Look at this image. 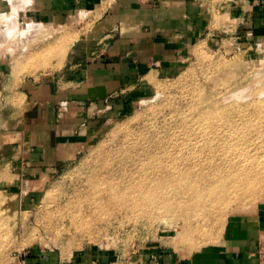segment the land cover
Returning <instances> with one entry per match:
<instances>
[{
	"label": "rangeland",
	"instance_id": "374dc122",
	"mask_svg": "<svg viewBox=\"0 0 264 264\" xmlns=\"http://www.w3.org/2000/svg\"><path fill=\"white\" fill-rule=\"evenodd\" d=\"M7 1L10 10L0 14L5 17L0 18V54L11 88L8 98L0 101V264H15L35 249L57 251L71 259L88 246L115 252L122 261L134 258L133 263L146 250H170L177 257L190 258L218 248L238 217L264 203V175L251 181L249 192L211 209L179 202L178 195L170 194L176 181L140 185L137 178H125L132 181L123 182L127 184L124 201L122 197L105 205V200L103 206L93 205L95 198L90 196L95 182L103 180L112 166L127 163L126 175H133L135 169L129 167H138L144 153L158 156V163L168 155L177 166L196 160L199 166L193 167L194 173H207L202 165L212 160L218 143L199 148L196 142H203L206 127L216 119L231 121L229 126L239 129L241 143H262L258 153L264 158V141L257 138V134L264 137V35L254 39L243 33L237 20L241 0H192L207 29L183 51L179 70L149 75L145 84L127 92L125 109L87 143L62 153L60 165L36 173L21 168V152L27 146L51 145L44 127L46 114L43 106L26 99L21 88L29 90L68 66L73 46L88 32L91 12L78 11L67 25L52 27L26 16L30 1ZM102 9H97L96 17ZM57 108L64 111L66 106ZM119 167L118 174L123 170ZM152 188L155 194L149 196ZM186 193L190 196L189 188ZM164 194L170 197L162 206ZM182 198L192 200L186 194Z\"/></svg>",
	"mask_w": 264,
	"mask_h": 264
},
{
	"label": "crops",
	"instance_id": "0c3cea01",
	"mask_svg": "<svg viewBox=\"0 0 264 264\" xmlns=\"http://www.w3.org/2000/svg\"><path fill=\"white\" fill-rule=\"evenodd\" d=\"M27 1L31 6L26 16L52 27L67 25L78 11L91 12L88 32L73 46L68 66L29 90L21 88L32 104L43 106L44 127L51 143L22 150L21 168L30 173L60 165L62 153L87 143L125 109L127 92L145 84L149 75L176 73L183 51L207 29L206 19L192 0ZM100 7L103 9L96 17ZM237 8L243 33L260 39L264 35V0H241ZM7 9L8 1L0 0V14ZM6 71L0 54L1 102L11 92ZM59 105L66 109L60 111ZM234 224L218 248L190 258L177 257L170 250H146L133 263L134 258L133 262L122 261L115 252L88 246L71 259L53 250H30L15 264H257L256 253L264 245V203L238 217Z\"/></svg>",
	"mask_w": 264,
	"mask_h": 264
},
{
	"label": "bare ground",
	"instance_id": "6f19581e",
	"mask_svg": "<svg viewBox=\"0 0 264 264\" xmlns=\"http://www.w3.org/2000/svg\"><path fill=\"white\" fill-rule=\"evenodd\" d=\"M17 3H18V1H17ZM13 6H14V1H13ZM16 6H17V4H16ZM14 11H15V9H14ZM12 13H13V11H12ZM83 13H85V12H83ZM14 14H15V12H14ZM11 15H13V14H11ZM0 18H1V20H5L4 19L5 17L2 15ZM8 18L9 17H7V19ZM11 18L12 17H10L9 19L11 20ZM13 19H15V16H13L12 20ZM8 22H10V21L8 20L7 24H8ZM12 23H13V21H12ZM12 23H11V26L15 25ZM30 24H32V23H30ZM11 26L9 28H12ZM9 28H8V30L6 29L7 32H9ZM28 28H29V26H28ZM42 29H44V28H42ZM28 31L25 34L26 35L25 38L28 37L27 36ZM38 32L40 33V31H38ZM17 33H18V31H17ZM22 33L20 32V34H22ZM35 33L37 34L36 30H35ZM29 35H32V33L30 31H29ZM23 38H24V36H23ZM216 120L217 121H215V123L212 122L209 125L210 127H208V126L206 127L208 135L207 136L203 135V138H202L203 142H198V141L196 142V145H198L199 148L203 145H208V147L211 148L213 145H217V143H218V146H217L218 149L215 151V154L213 155L212 160L209 162V164H207L206 161L208 159H206L204 162L205 164L203 163V165H202V166H206L203 168L206 171H208L207 173H202L200 175H197L196 173H194V171L192 170L193 167L199 166L197 164L196 160L194 162L187 163L188 165H186V166H184V164L183 165L179 164L178 166H180V167H178L177 163H175L168 155L166 156V159L163 162L160 161L158 163L157 158H156L158 156H156L154 154H152L154 156H151L150 153H148V154L144 153V155L142 156L143 158L141 157V155L139 156L140 159L138 160V163H139L138 167H136L134 165H133V167L132 166L129 167L130 170H131V168L135 169V172L133 175L132 174H130V176H129V174L126 175L127 173L125 172V168H127V166H129V165H127L126 162H125L126 163L125 165H124V163H122L123 165H121L120 167L118 166L120 168L119 170H122L121 167L123 168V170L120 171L121 173H119V174L117 173L118 170L115 169L118 167L114 168L112 166V169H110L111 171H109V169H108L107 173L105 170L107 167L105 169H103V171L105 170L104 173H106V176H104L105 178L103 180H101L100 182L98 179L97 181L99 183L97 184L95 182V184H94L95 186H93V189L91 191L90 196H93V198H95L93 201L96 202V203L92 202V203H94L93 205L103 206V203L105 202V200H107L105 203V205H106L107 202L113 203V202H116L117 200L121 199L122 197H123L122 199L124 201V194H126L125 190L127 189L124 187L127 184L123 185L125 178H132V180L137 178L135 181H139L140 185L142 183L147 184V185H153V183H156V185H157V182L159 183L158 184L159 186L162 183L164 185H168V184L170 185L171 183H174L176 181V183L178 184V185H176L177 188H176V190H174V192H170V194L173 195V193H174L175 194V195H173L174 197L178 195L180 197L179 202L181 201L182 203H184L186 207H188V204H190V207H194V208H204V209L205 208H210V209L216 208V206H219L220 204L224 203L226 200L237 199L241 194L249 192L250 189H248V187L252 185L251 181L254 180L255 178L261 176V175H264V167L261 168L264 164H262V166H261L260 160L262 158H261V155H259V153H258V151H260L262 149L261 148L262 143L256 142L252 145H248L245 142L241 143L240 138H239V133H238L239 129H237L234 126L230 127L229 124H231V121H229L228 119H224V120L223 119L222 120L216 119ZM219 129H222V130H219ZM195 135L193 132L192 136H194V138L191 139V140H193V143H194V141H196V138H197ZM262 136H263V134L261 135V137L259 136V134H257V138L264 141V137H262ZM194 146H195V144H193V148H194ZM163 157H161V158H163ZM175 160L177 161V159H175ZM171 162L173 163V165H170V168H169V165H167V163H171ZM162 163H164V165ZM113 164L111 163L109 166H111ZM109 166H108V168H110ZM260 168L262 170H259V171L254 170V169H260ZM112 170H114V171H112ZM184 170H188V172H184ZM127 172H128V170H127ZM185 173H188L187 177H184ZM132 180L126 179L125 182L129 181V183H131L130 181H132ZM121 185H122V187H121ZM146 187H148V186H146ZM187 188H189L191 191L190 196H189V193L187 196V193H186ZM149 190H151V188H149L147 191L149 192ZM147 191H146V193H147ZM156 192H157V189H156ZM137 193H139V192H137ZM161 193H159V194H161ZM133 194H134V196L138 195L135 193H133ZM151 194H153V188H152V191H150L149 196ZM154 194H155V192H154ZM154 194H153V196H154ZM167 194H169V193H167ZM185 194H186V198L190 197L192 200H186V199L184 200L182 198V196ZM130 195L131 194H129V196ZM142 195H144V197H145V194H142ZM126 197L127 196H125V198ZM132 197L131 198L127 197V198L130 200V199H132ZM164 197H168V196L166 194H164L163 198L160 200L161 201L160 203L162 206L167 205L166 201H169L170 196L168 198H164ZM176 199H177V197H176ZM163 201H164V203H163ZM121 202H122V200H121Z\"/></svg>",
	"mask_w": 264,
	"mask_h": 264
},
{
	"label": "built area",
	"instance_id": "2783aa9c",
	"mask_svg": "<svg viewBox=\"0 0 264 264\" xmlns=\"http://www.w3.org/2000/svg\"><path fill=\"white\" fill-rule=\"evenodd\" d=\"M257 264H264V245H260L256 253Z\"/></svg>",
	"mask_w": 264,
	"mask_h": 264
}]
</instances>
